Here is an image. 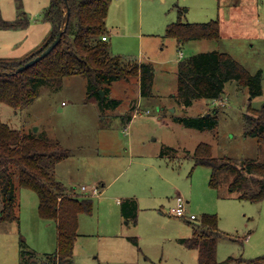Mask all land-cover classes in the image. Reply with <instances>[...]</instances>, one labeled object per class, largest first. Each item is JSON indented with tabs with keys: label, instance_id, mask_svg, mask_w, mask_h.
Segmentation results:
<instances>
[{
	"label": "rangeland",
	"instance_id": "1",
	"mask_svg": "<svg viewBox=\"0 0 264 264\" xmlns=\"http://www.w3.org/2000/svg\"><path fill=\"white\" fill-rule=\"evenodd\" d=\"M250 1L113 0L108 22L121 25L127 20L135 26L141 22L144 50L148 32L158 33L151 41L156 48L153 56L159 61L153 63L152 95L141 96L137 77L131 76L107 84L109 95L119 99L118 103L100 104L97 96H87L86 76L74 73L53 83H40L35 98L23 107L15 109L0 102V117L10 126L33 131L67 148L68 156L56 162L54 171L68 189L81 195L82 183H92L95 178L98 186L100 180L104 182L101 193L92 196V211L79 214L72 264H197V249L179 239L192 236L204 213L217 216L221 231L217 260L229 255L244 259L264 255V198H237V191H229L232 173L219 187H212L210 167L195 165L187 155L205 142L217 157L264 159V142L245 134L244 124L249 108L264 106V0H255L260 6L259 34L245 36L236 24L238 17L248 27L252 24L256 14L252 16L249 8L239 9L242 2ZM49 3L0 0L3 18L26 15L29 20L24 28H0V57L20 60L40 47L51 28L50 21L43 18ZM179 16L182 21L219 18L222 35L219 39L188 40L181 44L183 55L178 57L175 39L161 34L166 24ZM109 38L112 41V35ZM212 49L228 51L251 73L260 72L261 93L251 97L246 86L229 80L217 99L197 98L188 106L176 100L172 94L177 91V61ZM130 57L137 58L136 54ZM137 103L136 115L131 118ZM208 111L217 117L213 128L185 126L174 119ZM167 146L175 149L160 156ZM14 182L17 218L0 220V264H20L21 241L34 250L33 258L40 264L42 256L56 248V222L40 216L34 190L20 186L16 176ZM177 193L188 200V213H194L196 219L171 212ZM119 196L137 198L135 223L121 215ZM131 235L137 236L138 245L128 239Z\"/></svg>",
	"mask_w": 264,
	"mask_h": 264
},
{
	"label": "trees",
	"instance_id": "2",
	"mask_svg": "<svg viewBox=\"0 0 264 264\" xmlns=\"http://www.w3.org/2000/svg\"><path fill=\"white\" fill-rule=\"evenodd\" d=\"M111 1L50 0L43 18L50 21L51 28L40 47L20 60L0 57V102L15 109L23 107L35 98L40 83H53L74 73L86 76V94L97 96L100 104L118 103L119 99L109 95L107 84L131 76L138 77L141 96L152 95L154 64L110 51L106 17ZM28 23L26 15L5 19L0 11V28H24ZM61 30L60 40L48 54L28 67L16 70L43 51ZM103 35L106 39H102ZM165 35L174 37L180 45L192 39H218L219 19L195 22L177 19L167 24ZM229 80L246 86L251 97L262 91L260 72L251 73L230 52L219 49L198 52L178 60L177 91L172 96L185 106L197 98L217 99L224 93ZM174 119L182 125L199 129L213 128L217 124V117L209 111L195 116L176 115ZM244 122L245 134L264 142V106L249 108L244 114ZM174 149L167 146L159 155L165 156L167 151ZM68 153L58 141L12 127L0 117V220L17 218L16 176L20 186L37 193L40 216L56 222V248L45 253L40 264L56 260L59 264L73 263L79 214L90 213L93 209L92 196L79 195L55 176L56 162L67 157ZM187 155L195 165L210 167L209 184L212 187H219L224 177L232 173L229 191H237L234 194L237 198L252 201L264 198V159L217 157L210 144L205 142L198 143L193 152L187 151ZM137 209L135 196L120 200V212L127 222H136ZM217 223L215 213H204L192 236L179 239L186 246L197 249V264H229L237 260H243L244 264H264V255L251 259L229 255L224 260H217L216 242L221 234ZM128 239L138 245L137 236L131 235ZM20 246V264H39L33 258L34 250L24 247L22 241Z\"/></svg>",
	"mask_w": 264,
	"mask_h": 264
},
{
	"label": "crops",
	"instance_id": "3",
	"mask_svg": "<svg viewBox=\"0 0 264 264\" xmlns=\"http://www.w3.org/2000/svg\"><path fill=\"white\" fill-rule=\"evenodd\" d=\"M246 4H247L246 2H244V3L242 2L240 4L239 9L245 11V8H246V10L249 8V13L252 14V16L254 14H256V16L254 17V19H252V24L250 25V27H248L246 24H244L245 23V20L244 19H242V21L239 20L238 18H240V17L237 18L236 24L238 23V25H239V27H238V32L239 33H243L245 36L246 35H250L249 37H252V36H256L257 34H259V25L260 24H259L257 18L259 16L260 6H259V4L255 0L248 2L247 5ZM237 13H239V12L237 11ZM108 19H109V8H108V15L106 17V26H107V29H108L107 38H108V42L110 44V51L112 53H114V54H123V55H126V56H130V55H135L136 54V56H137L136 59L138 61H151L152 63L159 62L153 56V55H155L154 54V52H155L154 50H156V48L154 49V46L155 45H153V43H151V41L153 40V37L155 35H158L157 32H148L147 36H149V35L150 36L147 37L148 38V41H147V50H144L142 48L143 47V42H144V32H143V29H142L141 22L138 23V26H135V24L126 23L127 20H125L120 25V24H115L113 22H108ZM177 19H180V16ZM171 22H173V21H171ZM191 22H195V21H191ZM169 23L170 22H168L167 24H169ZM219 23H220V37H221V35H222V23L220 22V20H219ZM108 24H110V26ZM167 24H166V26H167ZM122 26L125 28L124 31L121 30ZM111 35H112V41L109 40L110 39L109 37ZM161 35L162 36L163 35L166 36L165 35V31ZM119 36L120 37L122 36V40L119 39ZM43 38H42V40H43ZM172 38H174V37H172ZM192 40H195V39H192ZM130 43L132 44V47L131 48H129V44ZM135 45H137V47ZM175 45L177 47V50L179 51V56L178 57H181V55H183V52H182V50H180L181 45L178 44V42H177L176 39H175ZM137 82H138V92H139V79H138V77H137ZM55 174H56V172H55ZM96 181H98V178L93 179L92 180V183H97ZM90 183L91 182L82 183V184H90ZM100 185L102 187L104 186V182L101 181V180H100V183H99V187H101ZM75 192H77V191H75ZM122 198L123 197L120 198V196L117 197V203L119 204V206H120V200ZM174 200H175V198H174Z\"/></svg>",
	"mask_w": 264,
	"mask_h": 264
},
{
	"label": "built area",
	"instance_id": "4",
	"mask_svg": "<svg viewBox=\"0 0 264 264\" xmlns=\"http://www.w3.org/2000/svg\"><path fill=\"white\" fill-rule=\"evenodd\" d=\"M102 39H106V36H102ZM139 107V103L135 105V110L132 114V117L135 114V111ZM80 191L84 195L88 196H93L101 193L100 187L96 183H90V184H82L80 185ZM174 205L171 207V212L176 215V216H184L187 217L188 219H196V215L194 213H188L187 209V202L188 200L184 198L183 195L180 193H177L176 196L174 197ZM46 264H59L58 260L55 262L49 261Z\"/></svg>",
	"mask_w": 264,
	"mask_h": 264
},
{
	"label": "water",
	"instance_id": "5",
	"mask_svg": "<svg viewBox=\"0 0 264 264\" xmlns=\"http://www.w3.org/2000/svg\"><path fill=\"white\" fill-rule=\"evenodd\" d=\"M67 13H69V9H67ZM61 33L62 30L59 31L58 35L51 41V43L43 50L41 51L39 54H37L36 56H34L33 58L27 60L26 62H24L23 64L19 65L16 70H22L30 65H32L33 63H35L36 61H38L39 59H41L42 57H44L46 54H48V52H50V50L58 43V41L61 38ZM101 94L103 93L102 90H100Z\"/></svg>",
	"mask_w": 264,
	"mask_h": 264
}]
</instances>
